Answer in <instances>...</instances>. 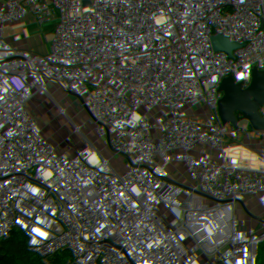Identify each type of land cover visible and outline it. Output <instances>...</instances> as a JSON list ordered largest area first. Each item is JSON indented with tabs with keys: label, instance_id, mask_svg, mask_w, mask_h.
I'll return each instance as SVG.
<instances>
[{
	"label": "built area",
	"instance_id": "1",
	"mask_svg": "<svg viewBox=\"0 0 264 264\" xmlns=\"http://www.w3.org/2000/svg\"><path fill=\"white\" fill-rule=\"evenodd\" d=\"M109 1H0V156L17 149L0 185V228L22 222L45 233L52 264H264V245L213 261L198 249L196 259L182 256L175 243L182 210L205 219L230 196L239 202L234 235L218 246L237 250L264 230L247 166L239 172L229 158L247 139L264 142V103L222 98L230 62L264 79V0H122L116 22ZM82 17L85 33L70 34ZM234 36L250 38L245 51L230 52ZM40 37L41 49H5ZM199 74L218 85L195 100L183 85ZM43 90L53 99L45 107L18 104L16 92ZM174 166L197 176L191 188L172 181Z\"/></svg>",
	"mask_w": 264,
	"mask_h": 264
},
{
	"label": "water",
	"instance_id": "2",
	"mask_svg": "<svg viewBox=\"0 0 264 264\" xmlns=\"http://www.w3.org/2000/svg\"><path fill=\"white\" fill-rule=\"evenodd\" d=\"M9 1V0H0ZM130 75L133 74L131 66ZM6 75L19 76L18 73L4 70ZM45 135V134H44ZM172 181L182 182L191 188V182L197 178L190 174L182 166H174L170 169ZM239 202L230 196L223 202H212L210 212L205 219H201L199 213L194 214L190 208L181 211L177 221L180 229L176 234V247L182 256H189L196 259L198 247L205 251L213 261H240L252 253L254 248L264 245V230L258 228L251 243L243 245L234 251L221 249L217 240L222 235L233 236L230 225L236 220L232 213L237 209Z\"/></svg>",
	"mask_w": 264,
	"mask_h": 264
},
{
	"label": "rangeland",
	"instance_id": "3",
	"mask_svg": "<svg viewBox=\"0 0 264 264\" xmlns=\"http://www.w3.org/2000/svg\"><path fill=\"white\" fill-rule=\"evenodd\" d=\"M116 8V9H115ZM126 7L124 1L122 0H112L109 1L104 10L106 15H111L112 21L116 22L118 20L117 14L123 13ZM117 11V13H116ZM87 23V18L82 17L75 25V28L70 34L72 35H83L85 29L84 24ZM88 34V33H87ZM20 41L7 42L5 49H11L14 52L20 51V54L29 53L35 49H38L44 44L45 40L40 38L26 39ZM11 46V47H10ZM236 74H234L235 76ZM235 83H239V78L235 77L233 80L226 79L222 88V98L225 93L234 95L233 86ZM218 82L214 81L210 83L208 76L204 74H199L198 77L190 84L183 85L185 91L190 92L193 99L197 100L202 92H208L209 94L214 93L217 88ZM46 91V89L44 88ZM40 92L46 96L45 91ZM30 101V99H28ZM30 107V106H28ZM238 146H243L242 142ZM233 149V148H232ZM17 152V150H16ZM1 159V158H0ZM239 172L241 167H237ZM5 162L0 160V174L3 176V171L5 170ZM250 190L253 191L251 186ZM14 233L20 235L24 240L27 247H18L17 241L15 240ZM205 252L198 248V257L204 256ZM39 257L41 264H52L53 254L49 250L45 242L40 239L39 232L34 231L30 226L18 222L13 223L11 230L0 228V260L1 264H40L35 261V258Z\"/></svg>",
	"mask_w": 264,
	"mask_h": 264
},
{
	"label": "crops",
	"instance_id": "4",
	"mask_svg": "<svg viewBox=\"0 0 264 264\" xmlns=\"http://www.w3.org/2000/svg\"><path fill=\"white\" fill-rule=\"evenodd\" d=\"M27 41V40H25ZM46 41L44 42V44ZM43 44V45H44ZM42 45L39 47L41 49ZM38 48V49H39ZM36 50V49H35ZM259 65L262 69H264V55L260 54V58L258 61ZM234 74H236L234 76ZM235 77L239 78V84H242L245 86V94L244 95H238L234 92V95H231L229 93H225L223 96V101L226 105H229L231 107H238V106H244L246 102V97L252 96L255 100H257L259 103H264V79H257L252 74L249 76H242L241 72L236 69L232 62L229 63L228 68L226 70V79L230 81L233 80ZM210 83L215 81V78L213 76H208ZM233 89V88H232ZM209 93V91H208ZM17 94V101L18 104L22 107L31 109V108H43L48 103H50L53 99L49 98L47 95L44 96L42 94H24L16 92ZM213 94V93H211ZM30 99V101H28ZM30 106V107H28ZM16 145L13 143L11 149L8 153H5L0 156V160L3 164L5 162V170L3 171L4 175L2 176L0 174V185H4L8 181V175L12 168V160L14 155L16 154ZM1 173V172H0Z\"/></svg>",
	"mask_w": 264,
	"mask_h": 264
},
{
	"label": "trees",
	"instance_id": "5",
	"mask_svg": "<svg viewBox=\"0 0 264 264\" xmlns=\"http://www.w3.org/2000/svg\"><path fill=\"white\" fill-rule=\"evenodd\" d=\"M250 38L243 36H234L230 44V52L233 54L243 52L247 49ZM260 54L264 55V45L261 46L260 53L258 55V61ZM243 147L251 150L252 152H259L264 157V142L258 138H250L242 142ZM246 175L250 178L252 185L251 188L257 191L258 196L264 201V167L260 168H246Z\"/></svg>",
	"mask_w": 264,
	"mask_h": 264
},
{
	"label": "clouds",
	"instance_id": "6",
	"mask_svg": "<svg viewBox=\"0 0 264 264\" xmlns=\"http://www.w3.org/2000/svg\"><path fill=\"white\" fill-rule=\"evenodd\" d=\"M229 158L233 167L247 166L254 169L264 167V157L243 146L231 149Z\"/></svg>",
	"mask_w": 264,
	"mask_h": 264
},
{
	"label": "snow or ice",
	"instance_id": "7",
	"mask_svg": "<svg viewBox=\"0 0 264 264\" xmlns=\"http://www.w3.org/2000/svg\"><path fill=\"white\" fill-rule=\"evenodd\" d=\"M93 160H95V157H94V156H93ZM39 235H40V236H44V235H45V233H43V232H40V233H39Z\"/></svg>",
	"mask_w": 264,
	"mask_h": 264
}]
</instances>
